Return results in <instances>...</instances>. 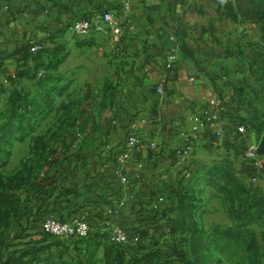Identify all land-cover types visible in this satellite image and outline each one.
I'll use <instances>...</instances> for the list:
<instances>
[{
  "label": "crops",
  "instance_id": "crops-1",
  "mask_svg": "<svg viewBox=\"0 0 264 264\" xmlns=\"http://www.w3.org/2000/svg\"><path fill=\"white\" fill-rule=\"evenodd\" d=\"M126 2L0 0V85L9 94L22 88L35 91L37 79L49 73L60 77L50 83L54 90L51 110H41L33 118L44 120L54 111L65 125L56 134L62 140L55 145V152L61 153L59 161L49 163L38 174L36 192L26 196L32 201L29 221L50 216L68 220L87 210L84 192L88 190L83 184L87 168L77 166L82 151L73 153L72 148L79 130L85 136L80 150L96 148L102 138L119 145L134 122L162 148H176L183 145L203 111H212L210 101L220 99V122L202 129L198 156L204 160L208 154L241 158L247 148L260 142L257 126L264 122V104L258 100L264 97V77L260 75L264 40L253 42L248 56L240 61L230 55L225 61L212 55L222 39V0H131L125 16L131 29L118 48L108 40L79 37L71 31L76 17L100 10L120 15L125 13ZM173 33L182 41V49L176 67L167 72ZM32 42L45 43V49L40 55L27 53L28 65L20 67L21 53ZM107 43L110 47L106 48ZM53 58L60 63L50 69ZM37 66V79H15L19 71L31 73ZM159 86H163V94L158 92ZM260 104L263 110L257 106ZM113 119L118 123L113 124ZM244 123L248 130L240 133L238 127ZM66 142L70 145L65 146ZM64 151L72 153L68 162L62 161ZM25 229L41 230V224L38 228L28 224Z\"/></svg>",
  "mask_w": 264,
  "mask_h": 264
},
{
  "label": "rangeland",
  "instance_id": "rangeland-1",
  "mask_svg": "<svg viewBox=\"0 0 264 264\" xmlns=\"http://www.w3.org/2000/svg\"><path fill=\"white\" fill-rule=\"evenodd\" d=\"M222 7V39L212 55L224 61L230 55L240 61L257 40H264V0H222ZM103 44L101 40L102 49ZM260 75L264 77V70ZM24 98L22 93L12 96L6 86L0 85V189L3 182L14 188L16 210L24 214L19 221H12L2 240L6 245L14 244L13 250L23 246L19 243L44 240L38 243L42 251L37 255L46 259L41 264H106L105 249L111 244L106 230L78 241L58 237L46 240L41 230L25 229L28 224L40 227L41 219L29 221L32 201H23L24 194L36 185L38 174L49 163L58 162L61 153L55 152V145L62 140L56 134L65 124L53 110L44 120H34L33 108L26 110ZM259 102L264 104V97ZM257 106L263 110L261 104ZM219 155L208 154L205 160L198 155L192 158L189 176L177 185L188 189L191 198L186 208L189 230L175 237L185 257L181 264H264V176L253 180L244 155L234 159ZM63 159L68 162L70 156ZM1 247L0 263L8 256L7 249ZM131 254L132 250H127L128 259ZM124 262L126 259L120 260V264Z\"/></svg>",
  "mask_w": 264,
  "mask_h": 264
},
{
  "label": "built area",
  "instance_id": "built-area-1",
  "mask_svg": "<svg viewBox=\"0 0 264 264\" xmlns=\"http://www.w3.org/2000/svg\"><path fill=\"white\" fill-rule=\"evenodd\" d=\"M124 10L125 13L120 15L100 10L94 15L76 17L70 24L71 31L79 37L108 40L118 48L131 29L125 18L126 12L131 10V0H127ZM169 41L171 48L165 62L167 72L176 67L182 49V41L176 33L170 35ZM44 47L43 42H32L29 51L37 53ZM158 92H165L163 86L158 87ZM210 104L212 111H203L199 123L187 133L183 145L176 148H162L134 122L127 138L119 145L102 138L96 148L80 150L85 136L79 130L72 148L73 153L82 151L80 159L76 160L77 166L87 168L83 178L88 190L84 192L87 210L68 220L55 216L45 218L41 221L42 232L80 241L106 230L110 242L129 250L143 243L139 235L143 232L160 234L161 242L172 243L168 233L175 219L173 198L177 185L189 176L191 160L198 155L202 129L205 126L214 128L220 122L222 101L212 99ZM112 123L118 121L113 119ZM248 127V123H244L238 130L246 133ZM215 131L221 133V129ZM258 146L259 143L253 144L243 154L254 181L260 180V175L264 176V156L258 153Z\"/></svg>",
  "mask_w": 264,
  "mask_h": 264
},
{
  "label": "trees",
  "instance_id": "trees-1",
  "mask_svg": "<svg viewBox=\"0 0 264 264\" xmlns=\"http://www.w3.org/2000/svg\"><path fill=\"white\" fill-rule=\"evenodd\" d=\"M44 49L37 52L39 53L38 55H40V53L43 52ZM27 53L36 54L29 51V44L25 46V48L21 53L23 56V61L20 67H24L28 65L27 62L28 59L25 60V56ZM37 60H39V58ZM58 63H60V60L58 59L55 60L53 58V60L49 64L50 65L49 68L55 69V66L56 64L58 65ZM38 71H39L38 66L36 67L34 72L31 73L28 70H21L16 74L15 79L24 76L31 77L32 79H37L36 77L38 75ZM59 79H60L59 76H55L54 73H49L46 74L44 77L37 79L36 82L37 88L35 91L34 90L30 91L27 90L26 88H22L13 91L11 95L12 96L17 95L18 93H22L23 95H25L26 98L24 99L26 102V110H30V108L31 109L33 108L32 112L34 114H37L38 112H41V110H45L46 108L50 109L52 107V103L54 101V96L52 95V93L54 90L50 88V83H55ZM17 97L18 99L21 98L20 96ZM18 99L16 101L14 100V102L16 103ZM257 128L260 139L264 132V122L258 125ZM45 147L46 146L44 144L43 147L44 150ZM64 155L65 157L69 156L65 151H64ZM62 161L65 162L64 159ZM2 187L3 188L0 189V245H2L1 247L2 249L4 248L7 249L8 256L7 259L1 261L0 264H41L45 262L46 260L45 258L43 259L37 255V252L42 251L41 250L42 247L38 246V243L39 242L41 243L44 240L38 241L37 243L36 242L19 243L23 246L17 248L18 250H13L12 246H15L14 244L6 245V242L2 240V238L4 237L3 236L4 232L10 228V226L12 225V221L14 220L19 221L21 216L24 215L17 212L16 210L15 207L16 192L14 188L13 187L10 188L8 182H3ZM30 191L36 192V185L35 186L32 185L30 186V188H28L27 194H24L23 201L27 200L28 195L31 193ZM258 194H259L258 192H254V195L257 196ZM261 197H262L261 204H264V193L262 194ZM190 200H191L190 192L188 191V189L184 187L181 188L180 186H178L173 198V202L175 204L174 207L175 219L173 222L172 229L168 233L169 239L173 240L172 243L167 244V242L165 241L161 242L159 240V236L155 234H151L150 232L140 233L139 235L141 236L143 243L140 244V246L133 247L131 249L132 250L131 258L128 259L127 258V250H129L128 248L110 242L111 244L105 249L106 264H120V260L125 261V259L127 262H124V264H181L183 261H185L184 260L185 257H183L181 247H179V245L177 244L175 237H177V235H182L189 230V226H187L186 208L188 207V204H190ZM43 237H45L46 240H51V237H55V236L43 233ZM173 238H175V241ZM113 254L115 258H113Z\"/></svg>",
  "mask_w": 264,
  "mask_h": 264
},
{
  "label": "water",
  "instance_id": "water-1",
  "mask_svg": "<svg viewBox=\"0 0 264 264\" xmlns=\"http://www.w3.org/2000/svg\"><path fill=\"white\" fill-rule=\"evenodd\" d=\"M258 153L263 155L264 156V133L262 135V138L259 142V146H258V149H257Z\"/></svg>",
  "mask_w": 264,
  "mask_h": 264
}]
</instances>
